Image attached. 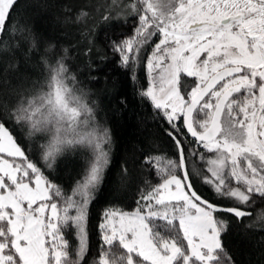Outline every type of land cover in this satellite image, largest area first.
Masks as SVG:
<instances>
[{
    "label": "snow or ice",
    "instance_id": "1",
    "mask_svg": "<svg viewBox=\"0 0 264 264\" xmlns=\"http://www.w3.org/2000/svg\"><path fill=\"white\" fill-rule=\"evenodd\" d=\"M17 4L0 0V46L18 31ZM125 7L137 24L111 50L133 71L143 54L149 87L141 95L168 123L178 158L162 164V157H145L161 182L140 192L134 211L103 213L92 264H232L221 241L228 227L222 217L243 221L252 215L244 208L253 197L264 198V0H132ZM88 19L82 9L72 22L87 28ZM55 47L49 44L40 57L46 77L38 87L0 93V264H88L89 208L110 165L111 137L96 125L65 64L67 49L54 54ZM181 75L193 78L183 93ZM13 127L46 141L37 162ZM189 137L194 147L186 156ZM78 145L90 147L92 157L65 193L42 169ZM197 162L202 171L190 173ZM190 175L200 177L215 201L195 189ZM69 230L76 238L71 247Z\"/></svg>",
    "mask_w": 264,
    "mask_h": 264
},
{
    "label": "trees",
    "instance_id": "2",
    "mask_svg": "<svg viewBox=\"0 0 264 264\" xmlns=\"http://www.w3.org/2000/svg\"><path fill=\"white\" fill-rule=\"evenodd\" d=\"M131 2L117 0L116 6L112 5V0H18L12 20L18 31L12 37L4 38L7 47L0 46V93L32 89L34 84L38 87L46 77L40 60L45 47L54 44V54L61 55V50L67 49L65 64L93 108L96 125L109 131L110 165L89 208L88 264L98 256L101 244L99 224L103 213L113 208L133 211L140 192L161 182L160 175L143 163L145 157H162V164L178 158L176 146L168 135V123L162 113L141 95L149 83L143 54L133 71L121 66L119 56L110 47L112 41L119 42L132 35L137 21L125 7ZM109 6L111 16L105 21L102 17ZM96 8H99L98 12ZM82 9L90 13L87 28L72 22ZM82 28L87 35H81ZM31 39L35 40L36 49L30 51ZM49 58L51 62L54 55L50 54ZM10 64L16 65V69H8ZM192 79L181 75L182 93L192 87ZM11 130L17 142L26 146L29 158L37 162L36 155L40 154L46 141L39 136L29 138L24 128L13 127ZM91 130L90 127L84 129L86 132ZM193 147L191 137L184 141L186 156ZM91 157L90 147L69 146L57 155L51 169L42 170L49 180L68 193L83 175ZM43 163L40 160L38 166ZM189 171H202V165L199 162L194 167L189 164ZM176 174L181 175L179 170ZM190 179L199 193L215 201L212 191L199 176L190 175ZM250 205L246 208L236 205L252 213L243 221L231 215L222 217L228 227L222 233L221 241L232 264H264V198L254 196ZM65 238L70 247L76 244L71 230L65 233Z\"/></svg>",
    "mask_w": 264,
    "mask_h": 264
},
{
    "label": "rangeland",
    "instance_id": "3",
    "mask_svg": "<svg viewBox=\"0 0 264 264\" xmlns=\"http://www.w3.org/2000/svg\"><path fill=\"white\" fill-rule=\"evenodd\" d=\"M149 78V77H148ZM148 87H149V83H148ZM176 174V173H175ZM176 175H178V176H180L179 174H176ZM109 210V209H108ZM111 210H117V211H123V212H129V211H126V210H123V209H119V208H113V209H111ZM135 210V209H134ZM133 210V211H134ZM130 212H132V211H130ZM103 220H104V217H103ZM103 220H102V222H103Z\"/></svg>",
    "mask_w": 264,
    "mask_h": 264
},
{
    "label": "water",
    "instance_id": "4",
    "mask_svg": "<svg viewBox=\"0 0 264 264\" xmlns=\"http://www.w3.org/2000/svg\"><path fill=\"white\" fill-rule=\"evenodd\" d=\"M230 206H236V205H230ZM238 207H239V206H238ZM244 210H246V211L250 212V210H248V209H244Z\"/></svg>",
    "mask_w": 264,
    "mask_h": 264
}]
</instances>
